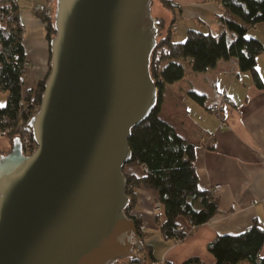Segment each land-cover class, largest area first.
<instances>
[{"label": "water", "instance_id": "1", "mask_svg": "<svg viewBox=\"0 0 264 264\" xmlns=\"http://www.w3.org/2000/svg\"><path fill=\"white\" fill-rule=\"evenodd\" d=\"M153 1L50 0L49 69L26 123L36 148L26 153L17 135L0 151V264L137 255L124 166L133 127L158 101L150 63L165 21Z\"/></svg>", "mask_w": 264, "mask_h": 264}, {"label": "crops", "instance_id": "2", "mask_svg": "<svg viewBox=\"0 0 264 264\" xmlns=\"http://www.w3.org/2000/svg\"><path fill=\"white\" fill-rule=\"evenodd\" d=\"M171 8L177 40L184 39L191 27L209 30L217 35L222 25L218 14L224 8L218 0H172ZM8 0H0V5ZM18 17L23 25V44L28 67L23 74V91L44 78L49 69L50 45L46 20L38 13L43 9L52 15L50 0H17ZM178 11V12H176ZM179 16L183 24L176 21ZM183 29H182V28ZM248 35L258 37L264 44V22L251 27ZM257 67L263 85L258 86L250 71L239 68L238 58H220L215 65L201 74V87L193 86L205 94L203 104L186 91L166 87L160 116L168 121L181 142L195 144L194 165L199 175L197 186L207 189L220 183L217 193L219 209L209 220L202 215L189 235L181 240L166 237L156 220L154 203L158 192L141 185L133 213L143 219L144 239L136 248L137 255L144 253L143 244L153 252V262L181 264L190 258H199L204 264H215L216 257L207 244L218 234L239 233L255 219L264 225V50L257 57ZM201 88V89H200ZM222 106L225 126L215 113V105ZM11 142L0 134V150H8ZM131 167H127L130 169ZM136 175L140 166H133ZM163 217L162 212L160 213ZM181 218V217H180ZM182 220V218L180 219ZM140 249V250H139ZM264 254V245L261 249ZM114 264H147L146 259H121Z\"/></svg>", "mask_w": 264, "mask_h": 264}, {"label": "trees", "instance_id": "3", "mask_svg": "<svg viewBox=\"0 0 264 264\" xmlns=\"http://www.w3.org/2000/svg\"><path fill=\"white\" fill-rule=\"evenodd\" d=\"M0 5L6 19L0 23V90L6 92V100L0 103V131H5L11 144L13 138L23 134L30 116L41 103L46 76L23 91V74L27 61L23 44V25L18 17L17 0ZM170 8H176L172 0H162ZM224 8L222 28L215 35L209 30L189 28L183 40L173 36L172 25L158 38L153 51L150 71L157 86L158 101L154 109L135 125L129 137L132 150L126 166H145L138 176L127 173L126 192L131 198L126 208L139 235L144 239L143 219L133 213L141 185L158 192L157 201L162 204V214H156L160 229L167 237L181 240L190 234L180 225V217L191 218L195 225L200 216L209 220L219 209V197L208 189L197 186L199 175L194 165L195 144L181 142L175 136L172 125L160 116L164 92L168 84L185 75V65L180 58H188L193 71H204L220 58H238L239 68L250 71L254 82L262 86L257 67V57L264 50L263 42L248 31L264 21V0H221ZM46 20L47 38L55 34L53 16L43 9L38 11ZM203 104L205 94L195 89L187 92ZM4 151V150H0ZM264 225L257 219L239 233L218 234L207 247L216 257L215 264H264ZM144 253L132 260H142L147 253L154 259L151 247L143 244ZM167 264H174L167 262ZM181 264H204L199 258H190Z\"/></svg>", "mask_w": 264, "mask_h": 264}, {"label": "rangeland", "instance_id": "4", "mask_svg": "<svg viewBox=\"0 0 264 264\" xmlns=\"http://www.w3.org/2000/svg\"><path fill=\"white\" fill-rule=\"evenodd\" d=\"M22 2L23 3H27V2H29V0H22ZM176 12H178V11H176ZM152 13H153V15H155V16L158 15L159 17L164 19L165 24H164L163 28H164V33H165L167 31L168 27L171 25V21L173 19L171 8L168 5H166L162 0H154L153 1V6H152ZM176 21L179 24H183V22L181 21L179 16L176 17ZM262 22H264V21H262ZM177 32H182V30L180 29L178 31L176 29H173V36H174L175 39H178L177 36H176ZM181 40H183V38ZM180 61L185 65L186 71H185V75L181 79L177 80L174 83V85H173L174 88H176L177 90L183 91L184 94H185L186 91L188 89L192 88L193 86L201 87V85L203 84L202 77H201L202 75L201 74H205V71H199V72L193 71L192 68H191L190 61H189L188 58H186V59L180 58ZM169 86H171V84L167 85V87H169ZM5 100H6V92L4 90H0V103H4ZM10 148H11V146L8 148V150ZM5 151H7V150H5ZM127 167L128 166H126L124 168V170Z\"/></svg>", "mask_w": 264, "mask_h": 264}, {"label": "built area", "instance_id": "5", "mask_svg": "<svg viewBox=\"0 0 264 264\" xmlns=\"http://www.w3.org/2000/svg\"><path fill=\"white\" fill-rule=\"evenodd\" d=\"M218 2L220 4V6H222L221 0H218ZM222 8H223V6H222ZM223 12H224V10L218 14V24H220V25H222L221 17H222ZM5 19H6V16H5L4 12L0 10V23L3 24L5 22ZM176 28H177V24L174 23L172 25V29H176ZM28 65H29V63H28V61H26L25 62V69L28 67ZM215 113L221 120L220 126H225L226 121H225V117L223 116L222 106L220 104L215 105ZM0 134H5V131H0ZM21 139H22L23 146H24L26 153H31L36 148V142L32 137L30 129H25L23 131ZM129 167H131V168L127 169V170L125 169L126 173H133L134 174L135 170L133 169V166H129ZM145 168H146L145 166L141 167L142 174H143V170ZM221 188H222V185L220 183H216L207 189L213 196H217V193L220 191ZM154 211L156 212V214L162 212V204L157 200L154 203ZM181 218H182V220H180ZM181 218L179 219L180 225L186 232L190 231L191 229H193L195 227V223L191 218H185V217H181ZM165 236L167 237V235H165Z\"/></svg>", "mask_w": 264, "mask_h": 264}, {"label": "bare ground", "instance_id": "6", "mask_svg": "<svg viewBox=\"0 0 264 264\" xmlns=\"http://www.w3.org/2000/svg\"><path fill=\"white\" fill-rule=\"evenodd\" d=\"M145 19H148V18H147V15H145Z\"/></svg>", "mask_w": 264, "mask_h": 264}]
</instances>
